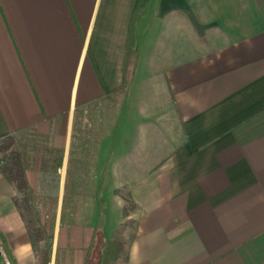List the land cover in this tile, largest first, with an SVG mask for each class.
I'll return each mask as SVG.
<instances>
[{"label":"crops","instance_id":"1","mask_svg":"<svg viewBox=\"0 0 264 264\" xmlns=\"http://www.w3.org/2000/svg\"><path fill=\"white\" fill-rule=\"evenodd\" d=\"M28 131L62 155L49 264H103L120 189L125 264H264V0H0V138ZM15 193L0 171V264L33 244Z\"/></svg>","mask_w":264,"mask_h":264},{"label":"trees","instance_id":"2","mask_svg":"<svg viewBox=\"0 0 264 264\" xmlns=\"http://www.w3.org/2000/svg\"><path fill=\"white\" fill-rule=\"evenodd\" d=\"M125 89V86H121L113 93L112 97L108 98L113 102V106H115L116 102L118 101L117 97L122 96ZM110 109L111 108H107L108 111ZM112 109H114V107ZM109 112L111 114L113 113V111ZM101 122H103L102 118ZM82 127L83 126L81 122L78 120V116L77 118L75 117V132H85L83 131ZM90 128H92V126ZM26 133H30L32 135L33 132L28 131ZM98 133H100V130ZM30 146L31 144H28L27 142H21L18 139L17 134H8L7 136L0 138V171L7 178L16 192L14 196V202L27 226L34 247L38 241H43L44 247L42 249H37V252L39 253L38 264H49L51 258L53 234L48 232L45 229V226L41 224L40 206L42 199L46 198L47 196L43 193L44 189L42 190V187L37 190H32L27 179V170L33 168V156L30 153ZM61 159L62 155H57L56 159L54 160L55 164L52 172H57V169L61 164ZM44 168V174H46L47 169L46 167ZM53 180H55V183L59 181L58 179L56 180V177H54ZM41 184H43V187L44 185L47 187L49 183L46 181V179H42ZM117 191L125 199L123 222L115 230L114 234L103 249V264H108L109 262L118 263L119 260H121V257H119L120 255L125 256L126 263L129 256L131 243L136 235V223L133 215L139 208L137 204L133 202L130 197H128L129 194L127 189H120ZM66 200L68 201V199L65 198L64 205L66 204ZM126 227L131 229L130 234H127L124 231ZM122 261H124L123 258Z\"/></svg>","mask_w":264,"mask_h":264},{"label":"rangeland","instance_id":"3","mask_svg":"<svg viewBox=\"0 0 264 264\" xmlns=\"http://www.w3.org/2000/svg\"><path fill=\"white\" fill-rule=\"evenodd\" d=\"M90 117L91 116H87V118H90ZM103 117L104 116H100L99 112L96 114V116L93 115L91 117L92 118V120H91L92 124H94V126H95V123H97V122L100 123L101 122L100 120ZM95 118H97V120H94ZM92 128H94L96 130L98 127H92ZM17 136L21 142H23V143L27 142L28 144H31L30 153L33 156V160H32L33 166H35V162L37 161L36 164H38L39 168L42 169L44 172V169H45L44 167H46V169H47L46 174L50 175V177H48L46 179V181L49 183L48 186L45 187V185H44L45 188L43 186H41L42 190L44 189L43 193L47 196L46 198L48 199V200H46V203L43 204L44 208L41 211V214H43V218L45 219V221H44L45 223L41 222V224L43 226H45L46 230H48L49 227L51 228L53 226V220L51 221L50 217H52L53 215L54 216L56 215V209H55L56 203H57V196L55 194L56 184H55V180H53L54 177H51V176H53L52 169H53L54 164H55L54 160L56 159L57 154H58L57 152H59V151L53 150L52 146L49 144V141L46 138H43V139L37 138V137H35L34 134L31 135L30 133H23V134H20ZM51 195H52V197H54V198H52L53 199L52 200V202H53L52 210L50 209V205H49L50 204L49 199H50ZM65 198L66 199L69 198V199H68V201H66V204L64 205L65 206L64 220H65V222L67 221L69 223V222L74 221L77 213H79V212H77L76 206H75V204L77 202L76 199H78L79 196L67 194V197H66V194H65ZM110 203L108 204L109 208L111 207L109 211L107 208L108 207L107 204H104L103 206H101L100 214H98V218H101V220L103 222H105L107 220L106 228H105L106 233L112 232L113 229L117 225L116 217L114 215L115 212L112 209V205ZM85 209L86 208H83V210H85ZM82 213H84V212H82ZM86 213H87V211H86ZM44 215H46V216H44ZM124 231L127 234L128 233L130 234L131 229L129 227H126V229ZM48 232H51V230H48ZM119 257H121V260H119L118 263L109 262L108 264H124L125 263V256L120 255ZM122 258L124 261H122Z\"/></svg>","mask_w":264,"mask_h":264},{"label":"clouds","instance_id":"4","mask_svg":"<svg viewBox=\"0 0 264 264\" xmlns=\"http://www.w3.org/2000/svg\"><path fill=\"white\" fill-rule=\"evenodd\" d=\"M8 231H13L11 227ZM44 247L43 241H38L36 246L28 241L24 243H16L13 248V255L16 257L17 264H38L39 253L37 249H42Z\"/></svg>","mask_w":264,"mask_h":264},{"label":"water","instance_id":"5","mask_svg":"<svg viewBox=\"0 0 264 264\" xmlns=\"http://www.w3.org/2000/svg\"><path fill=\"white\" fill-rule=\"evenodd\" d=\"M2 252H1V249H0V256H1Z\"/></svg>","mask_w":264,"mask_h":264}]
</instances>
